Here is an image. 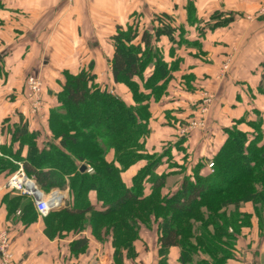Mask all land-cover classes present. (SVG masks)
Masks as SVG:
<instances>
[{
    "label": "trees",
    "instance_id": "obj_1",
    "mask_svg": "<svg viewBox=\"0 0 264 264\" xmlns=\"http://www.w3.org/2000/svg\"><path fill=\"white\" fill-rule=\"evenodd\" d=\"M196 11L193 2L189 4L188 19L183 23L173 14L157 12L152 19L157 24L153 29H141L131 22L117 26L112 36L115 51L111 74L115 83H125L133 90L135 105L128 104L109 86L97 83L91 65L76 73L64 71L54 103L46 111L45 130L31 128L29 120L21 118L10 129V138L0 145V184L19 168L12 162L18 159L42 190L69 186L72 193L69 206L50 211L44 219L64 211L69 217L81 218L78 229H90L97 234L102 220L119 216L115 229L125 230L133 237L120 243L122 235H114L117 264L123 263L124 250L127 257L135 255L134 239L139 238L144 221L139 217L142 211L148 225L155 220L159 226L158 264H170L168 252L172 247L180 248L182 264H227L236 258L237 241L243 228L252 224L251 216L237 212L230 217L223 208L233 203L238 206L242 200L255 202L260 230L264 233V190L259 192L255 182L249 184L253 189L243 183L258 174L262 177L258 185L264 187L263 118L243 117L225 127L226 139L212 157L213 170H205L207 163L203 158L183 165L186 175L180 187L169 194H163L167 174L159 175L156 170L164 156H172L174 147L184 152L186 138L179 136L177 142L158 155L146 148L151 133L152 101L160 102L171 95L168 87L183 60L178 51L191 43L187 27H195L199 38H204L209 31L225 27L231 21L220 10L200 19ZM192 43L201 45L199 39ZM44 94L43 90V101ZM23 95L26 98V87ZM194 104L199 108V102ZM196 111L199 113V109ZM199 116L193 118L198 120ZM105 134L111 138L112 161L101 143ZM184 155L188 162L187 148ZM141 160H147V164L128 186L122 173ZM83 164L93 171H82ZM234 189L245 196H227ZM8 198V218L21 207V224L36 222V218L29 219L33 212L30 204L22 206L20 196ZM142 205L147 207L138 215L131 211ZM88 245L89 239L80 236L71 243L70 250L77 255L87 250Z\"/></svg>",
    "mask_w": 264,
    "mask_h": 264
},
{
    "label": "crops",
    "instance_id": "obj_2",
    "mask_svg": "<svg viewBox=\"0 0 264 264\" xmlns=\"http://www.w3.org/2000/svg\"><path fill=\"white\" fill-rule=\"evenodd\" d=\"M187 1L197 8L198 19L220 10L231 21L209 31L204 38H199L195 27H187L188 41L199 39L201 45H192L207 53L208 62L196 47L185 53V46L179 49L183 60L175 75L181 78L191 74L197 90L194 94L179 91L174 94L176 97H166L160 106L151 104L147 149L152 153L168 143L173 145L179 136L186 138L188 162L184 153L174 147L172 156H164L156 170L159 175L167 174L163 194L180 187L186 175L183 165L203 158L207 163L205 170L212 171L208 163L226 139L224 128L243 117L264 119V14L257 16L264 0H0V145L10 138V129L21 118L29 120L31 128L45 130L46 111L35 119L23 95L27 76H40L49 106L60 88L63 72L76 73L90 65L97 78H102L103 73L111 77L100 84L110 85L117 93L111 74L115 51L112 36L117 26H125L136 12L147 22L157 12L173 14L178 22H186ZM205 93L212 96L204 115L205 125L192 127L186 137L181 131L194 115L202 116L200 106ZM192 99L200 103L199 113L192 108ZM113 158L114 155L108 160ZM146 164L147 160H141L122 173L128 186ZM173 178L175 184L171 186L168 183ZM4 185L5 182L0 184V235L7 233L19 264H117L110 243L90 238L87 250L75 255L70 245L77 238L49 239L39 221L28 226L12 224L8 218V195L12 192L5 190ZM91 197L96 204L95 195ZM260 233L256 225L251 231L243 229L237 241L241 252L227 264H264V235ZM150 241H134V257H127L124 250L122 264H158V235ZM139 245L143 248L138 249ZM180 253L179 247H172L169 263L182 264Z\"/></svg>",
    "mask_w": 264,
    "mask_h": 264
},
{
    "label": "rangeland",
    "instance_id": "obj_3",
    "mask_svg": "<svg viewBox=\"0 0 264 264\" xmlns=\"http://www.w3.org/2000/svg\"><path fill=\"white\" fill-rule=\"evenodd\" d=\"M191 3H192V1H187V6L189 4H191ZM262 8H264V5H263ZM262 8L259 9V11L257 13V16L260 13H263ZM144 18H142L141 15L137 14V12H136L135 14L131 15V18H130L131 21L130 22L134 23L136 25H139L141 29H143L145 27H150V29H153V27L155 25H157L152 20L147 22ZM179 23H182V22H179ZM197 46L196 45H192L191 43L185 44L186 48L184 49L183 52L185 53V52L193 49V47H196L197 50H201L200 55H202L204 57V60L206 62H208L207 61L208 60L207 53L204 52L202 50V48H198ZM197 50H196V52H198ZM225 66L228 67V65H225ZM99 78L100 77L97 78V76H96L97 83H103V82L107 83L108 81H106V80L107 79H111V77L109 78V75H107V73L106 74L103 73L102 78H100V79ZM112 79H113V77H112ZM101 80H102V82H101ZM114 84H116V86H117V93L128 104L135 105V103L133 101L132 94H131L133 90L131 91V89L125 83H115L114 82ZM107 86H110V85H107ZM58 90H59V88H58ZM195 90H197V87H195L194 78H193V76L191 74H187V75H185L184 77H181V78L176 77V75H174V78H173V80L171 81V83H170V85L168 87V95L170 93H171V95H172V93L174 95L175 93H177L179 91H181V92L184 91V92H188L189 94H192V93L194 94ZM179 94L181 95L182 93H179ZM171 95H170V97H173ZM174 97H176V95H174ZM165 98L166 97H164L162 99V101ZM44 99H45L43 101L44 111H47V109H49L48 102H47L48 99L46 98V96L44 97ZM153 101H152V103H154ZM162 101L155 102V103H158V105L160 106ZM50 103H54V102H50ZM190 103H191L192 108H193V106L196 107L198 105V104H194V100L192 102H190ZM196 103H198V101H196ZM202 105H203V101H202L201 106H200V111H201L202 116H199V118H197V119L201 120V121H203L205 123V118H204L205 112L202 111ZM159 109H160V107H159ZM198 109L199 108H196V110H198ZM157 114H158V111H157ZM194 119H196V118H192V120H194ZM43 124L47 125L46 119H44V123ZM186 127H189V131H187V133H185L186 137H187V136H189V133H190V130L192 129V127H191L190 123ZM173 141L176 142V141H178V139H175ZM101 143H102L104 149L107 152L106 153L107 158L111 159L113 157V155H114V150L111 147V138H110V136L105 134L101 138ZM169 145H170V143H168L165 146H163V148H162L163 152L166 151V149L168 148ZM146 148H147V146H146ZM1 149H2V147H1ZM170 149H171V147H170ZM162 150H159V151L155 150V151H151V152L155 153L154 155H158V154L161 153L160 151H162ZM2 151L5 153V150L2 149ZM183 151L186 152V148H184ZM172 152H173V150H172ZM12 162H13V164L15 166L17 165L18 167H19V164L22 163L18 159H12ZM15 170H14V172H16L18 169L16 171ZM9 178L6 180L5 185H6L7 181L9 180ZM258 180L259 181L262 180V177L258 176V174H257V175H254L253 177H251L249 180L244 181L243 183H245V185H249L252 182H255L254 186H256L257 189L259 188L258 191L261 192L262 190H264V187L258 185ZM168 184L173 186L175 184L174 178L170 179ZM251 185H249L248 188L253 189L251 187ZM4 188H5V190H7L6 187H4ZM41 191H43V193L46 196H48V197L50 195H52L53 193H55L56 191H58L59 193H62L64 195V199H63V203L60 204L62 206V208H60V209H66V206H69V201L72 198L71 197L72 193H71V190H70L69 186L66 187V188H53L50 191H44V190L41 189ZM14 192L17 193L16 194L17 196L21 197L20 200H21V205L22 206L27 205V204H30L32 206V209H33V212H32V215H31L32 217L29 218V219L31 220L32 218H36L35 221H39V223L41 224V227L43 228V234L49 239L61 238V239L69 240V239H74V238H77V237H80V236H85L88 239H90V238L97 239V240L102 241V243H105V244H109L110 243L109 245L112 248H114L113 258L115 259V249L116 248H115V245H114V242H113L114 235H118V233H120V235H122L120 243H124L123 242V241H125L124 239L133 237V235L131 233H129V232L125 231V230H122V231L119 232V230L115 229L114 226L119 221V216H116V215L112 216L110 218H106V219L102 220L101 222H104V223L101 225L100 229H98L97 234L92 233V230H90V229H88V230H86V229L82 230L81 228L78 229L79 228L78 226L80 225L79 223H80V219L81 218L80 217H69V215L67 213H65L64 211L61 212L62 214H60L58 216H54V217L46 220V219H44L43 215H40L39 211L37 210L36 200H35L34 196H32L30 194H22V193H19L17 191H12V193H10V195L14 194ZM231 194H237V195H240L241 197L245 196V194H243V192H241L239 189H234L233 191L228 193L227 196H229ZM236 200L237 199H235V201ZM146 207H147L146 205H142V206H139V207H133V208H131L132 209L131 211H133L135 214L138 215L139 212H141V210L145 209ZM223 210H225V212L227 214H229L230 217L231 216L234 217V215L237 214V212L238 213L242 212V213H244L246 215L249 213L250 216H251V219H249V222L251 221L252 224L250 225V227H245L243 229L250 228V231H251L256 225V226H259V230H260V220H259L258 215L256 214V204H255V202L253 200H250V201L249 200H242V201H240V204L238 206L233 203V204H230L229 206L223 208ZM21 211H22L21 207H18L16 212L13 213L10 216L9 220H11L12 224H16V225L20 224L21 225V222H20V220H21L20 218H21V215H22ZM195 216L197 217V215L194 214V217ZM139 217L143 218L144 221L140 225L141 228L139 230V238L134 239V241H136V240H138L140 238H142V241H144V243H146L145 241H150V240L152 242L155 241L156 238H157V235H158V231H159V228H158L159 226L157 224V221L152 220L150 222V224L151 223H153V224H151V225L149 224L148 225L149 222H147L146 215H143V211L139 214ZM28 225L29 224L24 223V226H28ZM255 229H257V228H255ZM249 233L251 235V232H249ZM260 234L262 235V233H260ZM263 235H264V233H263ZM241 236H242V233H241ZM71 243H73V242H71ZM141 248H143V246L139 245L138 249H141ZM255 248L258 249L257 247H255ZM236 250H238V253H236V256H237L241 252V250L238 249V248ZM132 257H134V255H132ZM159 259H160V254H159ZM107 261H109V260H107ZM136 264H141V262L140 263H136Z\"/></svg>",
    "mask_w": 264,
    "mask_h": 264
},
{
    "label": "built area",
    "instance_id": "obj_4",
    "mask_svg": "<svg viewBox=\"0 0 264 264\" xmlns=\"http://www.w3.org/2000/svg\"><path fill=\"white\" fill-rule=\"evenodd\" d=\"M264 13V8H262ZM26 87V101L28 103L30 113L35 119L42 117L44 115L43 106V81L39 75L31 74L27 77L25 82ZM212 102V96L205 93L203 100L202 111L206 112L209 104ZM191 127L204 126L205 123L201 120H192L190 123ZM189 127H185L182 133H187ZM209 168L213 170V162L208 163ZM89 172L93 171L91 166H87ZM8 191H17L22 194H30L35 197L36 207L40 215H47L51 211L52 207L58 206L61 202H53L51 199L56 195L60 194L58 191L46 196L35 181L29 177L23 167V164H19V168L14 174L9 178L6 185L4 186ZM40 195V197H37ZM0 264H19L11 251L10 240L7 233L0 235Z\"/></svg>",
    "mask_w": 264,
    "mask_h": 264
},
{
    "label": "bare ground",
    "instance_id": "obj_5",
    "mask_svg": "<svg viewBox=\"0 0 264 264\" xmlns=\"http://www.w3.org/2000/svg\"><path fill=\"white\" fill-rule=\"evenodd\" d=\"M39 193H37L36 195H37V197H40V195H38ZM63 199H64V195L62 194V193H60V194H56L51 200L53 201V202H61V203H63Z\"/></svg>",
    "mask_w": 264,
    "mask_h": 264
},
{
    "label": "water",
    "instance_id": "obj_6",
    "mask_svg": "<svg viewBox=\"0 0 264 264\" xmlns=\"http://www.w3.org/2000/svg\"><path fill=\"white\" fill-rule=\"evenodd\" d=\"M86 168H87V166H86L85 164H83L82 167H81V170H82V171H85ZM60 208H62L61 205H59V206H55V207H52L51 210H58V209H60Z\"/></svg>",
    "mask_w": 264,
    "mask_h": 264
}]
</instances>
